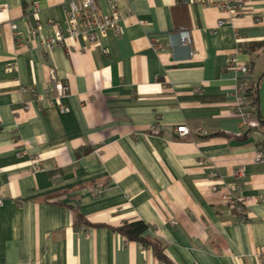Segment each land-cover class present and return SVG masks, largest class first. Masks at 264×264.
I'll use <instances>...</instances> for the list:
<instances>
[{
  "label": "crops",
  "instance_id": "0c3cea01",
  "mask_svg": "<svg viewBox=\"0 0 264 264\" xmlns=\"http://www.w3.org/2000/svg\"><path fill=\"white\" fill-rule=\"evenodd\" d=\"M69 1L0 0V264H259L264 0H244L233 19L202 0H96L101 13L120 12V30L48 49L43 40L66 31ZM235 53L256 88L245 124L232 112ZM51 66L69 86L62 97ZM182 124L189 134H178ZM234 183L245 221L221 198ZM136 220L168 261L117 231Z\"/></svg>",
  "mask_w": 264,
  "mask_h": 264
},
{
  "label": "built area",
  "instance_id": "2783aa9c",
  "mask_svg": "<svg viewBox=\"0 0 264 264\" xmlns=\"http://www.w3.org/2000/svg\"><path fill=\"white\" fill-rule=\"evenodd\" d=\"M109 2H112L109 0ZM206 5H216L223 12L227 14L230 19L241 16L246 5L244 0H202ZM67 21L68 25L66 31L62 30L56 31V33L46 37L43 40V45L48 49H52L55 46H63L68 51H72V46L67 45V38H72L75 40L82 39L89 45L95 44L101 35H105L109 30H120V18L121 14L117 10H112L110 13H101L97 5L96 0H71L68 2L67 8ZM225 24L224 19L218 21V25L221 26ZM11 28L15 29L16 24L9 22ZM2 31V25H0V32ZM180 41L183 45L192 47V39L190 34V29L187 26L179 27ZM39 30L37 28L32 29L31 39L28 42H32L38 36ZM154 46L157 49L162 47V44L154 42ZM194 51H190V55H193ZM229 64L232 67L240 70L242 76L237 80L235 87V104L232 107V112L235 116L239 117L241 122L245 124L248 119L253 115V103L251 98V88L246 80L249 73V65L240 64L237 59V54H232L229 58ZM16 64H9L8 68L10 70L15 69ZM49 78L50 82L53 84L57 97H62L66 95L69 91V86L65 81L58 78L56 68L49 67ZM63 110H67V107H63ZM150 131L152 133L158 134L160 132V126L154 124L151 126ZM176 131L179 135L184 136L190 133V129L186 124L177 126ZM264 158V145L260 143L257 148L256 155L254 157L255 162H260ZM40 164V163H38ZM40 167V165H38ZM244 168L238 167L235 169L234 174L236 177L240 178L244 176ZM211 178L219 179L221 178L220 173L217 169L211 172ZM212 190H219V185L212 184ZM225 192L222 193L221 198L223 203L228 205L236 213L237 217L241 221H245L248 217V203L240 195L241 185L240 184H225ZM254 201L257 203L264 202V196L255 197ZM255 257L259 264H264V246L259 247L255 252Z\"/></svg>",
  "mask_w": 264,
  "mask_h": 264
},
{
  "label": "trees",
  "instance_id": "16d2710c",
  "mask_svg": "<svg viewBox=\"0 0 264 264\" xmlns=\"http://www.w3.org/2000/svg\"><path fill=\"white\" fill-rule=\"evenodd\" d=\"M256 90V88H253ZM253 90L251 89V98L253 99V104L256 102V98L253 95ZM74 212L76 213V217L78 222H85V219L80 216L78 211L73 208ZM149 225L145 223L143 220H136L133 222H126L123 225L117 228L121 234L126 236L128 239L137 240L142 242L145 246L150 247L156 256L162 260L168 261V257L164 252V247L161 242L157 241L156 239L152 238L148 234Z\"/></svg>",
  "mask_w": 264,
  "mask_h": 264
},
{
  "label": "rangeland",
  "instance_id": "374dc122",
  "mask_svg": "<svg viewBox=\"0 0 264 264\" xmlns=\"http://www.w3.org/2000/svg\"><path fill=\"white\" fill-rule=\"evenodd\" d=\"M253 95L256 98V90L255 89H253Z\"/></svg>",
  "mask_w": 264,
  "mask_h": 264
}]
</instances>
